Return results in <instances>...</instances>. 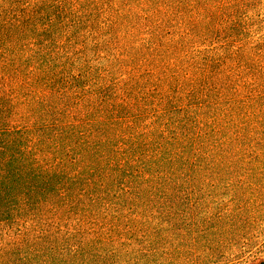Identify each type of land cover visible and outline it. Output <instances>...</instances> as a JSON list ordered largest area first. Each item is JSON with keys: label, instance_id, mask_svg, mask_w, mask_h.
I'll use <instances>...</instances> for the list:
<instances>
[{"label": "trees", "instance_id": "16d2710c", "mask_svg": "<svg viewBox=\"0 0 264 264\" xmlns=\"http://www.w3.org/2000/svg\"><path fill=\"white\" fill-rule=\"evenodd\" d=\"M261 1L0 0V264H229L250 250Z\"/></svg>", "mask_w": 264, "mask_h": 264}, {"label": "rangeland", "instance_id": "374dc122", "mask_svg": "<svg viewBox=\"0 0 264 264\" xmlns=\"http://www.w3.org/2000/svg\"><path fill=\"white\" fill-rule=\"evenodd\" d=\"M256 11L264 14V0L257 4ZM254 224L255 227L250 230V236L254 237L253 246L246 254L233 257L229 264H264V233L260 229L264 222H254Z\"/></svg>", "mask_w": 264, "mask_h": 264}]
</instances>
